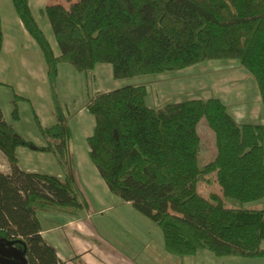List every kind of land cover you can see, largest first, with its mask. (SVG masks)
Returning <instances> with one entry per match:
<instances>
[{
  "label": "trees",
  "instance_id": "1",
  "mask_svg": "<svg viewBox=\"0 0 264 264\" xmlns=\"http://www.w3.org/2000/svg\"><path fill=\"white\" fill-rule=\"evenodd\" d=\"M47 65L56 124L43 128L45 148L21 138L0 110V151L11 165L0 171V243L20 247L26 264H62L41 236L38 211L77 215L84 202L71 163V132L58 97V66L90 73L110 64L114 79L172 74L210 61H237L256 82L264 105V0H78L43 11L61 56L32 15L29 0H12ZM3 32L0 17V53ZM16 97L12 117L19 119ZM89 158L110 192L154 223L164 249L193 257L264 259V127L238 124L218 98L147 104L145 86L93 97ZM215 136L216 156L200 162L199 124ZM52 154L65 181L18 167L17 149ZM215 176L220 193L208 198L200 183ZM240 207H228L226 201ZM254 204L252 207L245 205Z\"/></svg>",
  "mask_w": 264,
  "mask_h": 264
},
{
  "label": "crops",
  "instance_id": "2",
  "mask_svg": "<svg viewBox=\"0 0 264 264\" xmlns=\"http://www.w3.org/2000/svg\"><path fill=\"white\" fill-rule=\"evenodd\" d=\"M49 4L51 0H29L33 17L44 32L54 56L59 58L60 49L50 22L43 14ZM0 17L3 32L0 110L4 120L13 125L21 138L32 142L36 147L45 148L46 141L38 130L35 117L43 128H50L57 121L45 58L18 17L12 0H0ZM243 70L249 86L244 85L241 77L228 78L226 83H218L220 89L214 97L204 100L220 99L238 124H260L264 127V105L258 86L244 68ZM160 76L163 75L116 80L110 64H99L90 73H80L69 64L58 66V96L71 132L72 169L84 208L77 215L38 211L37 217L43 240L55 250L62 264H158L144 255L157 237V231L152 225L145 228L144 224H133L132 219H137L133 218L135 210L131 204L124 203L110 192L89 158L87 141L93 135L96 123L87 105L97 95L127 86L147 84L148 106L160 108L162 104L150 103L148 91V83L159 80ZM16 97L21 98L17 105L18 120L12 117V102ZM16 152L21 171L53 176L61 182L65 181L66 172L52 154L23 147ZM0 171L5 175L11 173V165L1 151ZM109 213L114 219L106 215ZM140 221L138 218L139 223ZM218 260L221 261H216L215 264H264V259L226 257Z\"/></svg>",
  "mask_w": 264,
  "mask_h": 264
},
{
  "label": "rangeland",
  "instance_id": "3",
  "mask_svg": "<svg viewBox=\"0 0 264 264\" xmlns=\"http://www.w3.org/2000/svg\"><path fill=\"white\" fill-rule=\"evenodd\" d=\"M77 1L78 0H51V4H62L66 8H69L71 4ZM243 71V68L237 61H210L183 71L169 75L165 74L158 77L159 80H152L148 83L150 103L165 105L168 102L180 103L187 100L208 99L214 97L215 93L220 89V87L217 86L218 83H222L223 81V83H226L228 78L237 79L241 77L244 79V85L249 86V80L244 76L245 74ZM215 87L217 88L215 89ZM198 134L201 138L200 162L202 165H207L212 162L216 156L215 136L205 121L199 124ZM208 179L210 183H200L198 185V192L206 198L212 193H220V189L215 182V176H209ZM226 204L228 207H240L237 202L230 200L226 201ZM252 206H254V204L245 205V207ZM106 215L109 218H113L110 213ZM134 217H137V219H132L133 224H144L145 228L152 225L154 230L157 231V237L153 239L152 246L147 248L144 253L145 256L154 259L152 261H157L158 264H215L216 261H221L208 251H201L195 257H178L168 254L164 249V238L161 230L149 219L136 211H134L133 218ZM138 218L141 219L140 223L138 222ZM14 251L16 250L13 247L9 246L8 248H4L3 245H0L1 257L18 262V257L13 254ZM223 261H226V259ZM139 262L141 263L142 259H140Z\"/></svg>",
  "mask_w": 264,
  "mask_h": 264
},
{
  "label": "flooded vegetation",
  "instance_id": "4",
  "mask_svg": "<svg viewBox=\"0 0 264 264\" xmlns=\"http://www.w3.org/2000/svg\"><path fill=\"white\" fill-rule=\"evenodd\" d=\"M0 245H3L4 246V248H8L9 247V245L8 244H5V243H0ZM10 247H12V246H10ZM16 251H14L13 252V254L16 256V257H18V259H19V261L17 262V261H13V260H10V259H7V258H3V257H1L0 256V258H3V259H5V260H9V261H12V262H15V263H17V264H26V260H25V258L23 257V255H22V250H21V248L20 247H13Z\"/></svg>",
  "mask_w": 264,
  "mask_h": 264
},
{
  "label": "water",
  "instance_id": "5",
  "mask_svg": "<svg viewBox=\"0 0 264 264\" xmlns=\"http://www.w3.org/2000/svg\"><path fill=\"white\" fill-rule=\"evenodd\" d=\"M0 264H17V263L0 258Z\"/></svg>",
  "mask_w": 264,
  "mask_h": 264
}]
</instances>
